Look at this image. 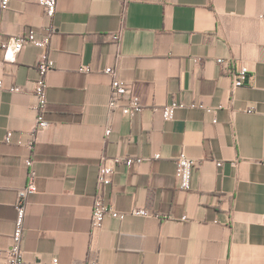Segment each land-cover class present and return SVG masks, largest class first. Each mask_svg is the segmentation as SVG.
<instances>
[{
  "label": "crops",
  "instance_id": "0c3cea01",
  "mask_svg": "<svg viewBox=\"0 0 264 264\" xmlns=\"http://www.w3.org/2000/svg\"><path fill=\"white\" fill-rule=\"evenodd\" d=\"M47 27L48 125L31 151L16 140L35 124L40 49L26 44L0 67V264L27 156L37 191L21 248L33 264H264V0H58L52 18L36 0H9L0 12L3 36ZM242 64L248 76L234 86ZM108 66L139 98L132 118L108 107ZM173 99L185 105L164 120ZM181 151L195 163L189 190L174 175ZM127 157L142 161L115 166L109 205L157 216L106 217L92 229L98 166Z\"/></svg>",
  "mask_w": 264,
  "mask_h": 264
},
{
  "label": "built area",
  "instance_id": "2783aa9c",
  "mask_svg": "<svg viewBox=\"0 0 264 264\" xmlns=\"http://www.w3.org/2000/svg\"><path fill=\"white\" fill-rule=\"evenodd\" d=\"M37 4L41 6L43 13L48 18H52L55 15L58 0H36ZM9 0H0V12L7 9ZM53 29L47 27L42 33L37 32L34 29H29L18 35L3 36L0 33V67L1 62H12L15 60L17 53L26 44H31L40 49L39 56L37 58V67L39 78L33 82V90L37 97V104L35 109L37 111L35 124L29 133V137L26 141L17 139L16 143L24 145L29 151L33 150L37 132L46 128L48 125L47 120L44 118L45 108L47 103L46 90H47V75L54 68V61L49 55V46ZM120 34H113V39L118 40ZM219 63L223 62L222 58H217ZM81 70L88 71L89 68L82 66ZM109 74L111 79L110 96L108 100L109 109L119 108L123 115L130 118L134 117L141 109L142 105L138 96L133 92L130 83L122 81L116 78L115 68L108 66L104 70ZM248 76V67L245 64L240 65L237 72V76L234 82V86L242 85ZM2 85V78L0 76V87ZM12 91H20L21 86L15 85L11 88ZM185 104L181 101L173 99L170 103L161 107V115L164 120H171L174 118L176 109L183 107ZM208 111L210 109L208 108ZM215 122L216 119L214 118ZM110 133V128L105 129V136ZM5 142L11 143L10 133L4 138ZM154 157H159V154H154ZM142 158H116L112 160V164L108 163L104 159L101 160L98 166L96 186L97 193L93 198L90 211V224L92 229L100 228L106 217L116 218L123 220L127 214L133 216H157L156 213L145 207H134L128 213L120 212L112 208L106 197L105 191L112 184V175L114 168L119 163H124L126 166H130L135 163H140ZM25 166L27 167V179L23 186L18 188L16 192L15 200V220L14 229L11 235V242L9 246L3 250V258L6 264H33L34 262L28 261L23 257V251L21 248V241L24 230V218L26 214V207L29 202V196L37 191L36 174L33 168V159L30 156L25 157ZM221 162H217L219 166ZM195 169L194 161L189 158L184 151L179 152L175 159L174 175L178 181L179 188L183 190H189L191 188V178L193 170ZM41 264H102L98 260H85L82 262H69L63 263L58 256H51L48 260L39 262Z\"/></svg>",
  "mask_w": 264,
  "mask_h": 264
}]
</instances>
